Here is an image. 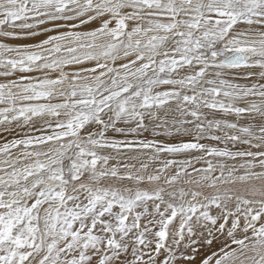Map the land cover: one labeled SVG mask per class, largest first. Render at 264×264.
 Masks as SVG:
<instances>
[{"label": "snow or ice", "instance_id": "snow-or-ice-1", "mask_svg": "<svg viewBox=\"0 0 264 264\" xmlns=\"http://www.w3.org/2000/svg\"><path fill=\"white\" fill-rule=\"evenodd\" d=\"M0 264H264V0H0Z\"/></svg>", "mask_w": 264, "mask_h": 264}, {"label": "rangeland", "instance_id": "rangeland-1", "mask_svg": "<svg viewBox=\"0 0 264 264\" xmlns=\"http://www.w3.org/2000/svg\"><path fill=\"white\" fill-rule=\"evenodd\" d=\"M11 137H9V139H10Z\"/></svg>", "mask_w": 264, "mask_h": 264}]
</instances>
